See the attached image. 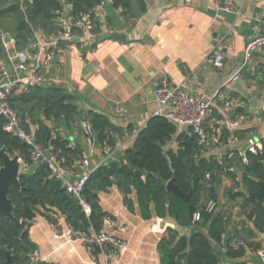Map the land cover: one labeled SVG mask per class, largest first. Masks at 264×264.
Masks as SVG:
<instances>
[{
	"label": "crops",
	"instance_id": "obj_1",
	"mask_svg": "<svg viewBox=\"0 0 264 264\" xmlns=\"http://www.w3.org/2000/svg\"><path fill=\"white\" fill-rule=\"evenodd\" d=\"M144 2L146 11L141 10L139 0H133L132 19H127L122 10L110 2L97 7L95 15L102 37L89 41V35L84 33L82 42L64 41L47 72L49 86L71 94L80 112L105 114L126 132L114 152L103 156L97 150L90 155L86 168H78V175L124 160L125 150L154 117L157 109L154 92L164 73L169 75L173 85H184L190 93L212 95L240 71V79L228 91L229 96L244 101V105L235 109L239 110L237 117L241 119L238 130L247 132L248 137L264 136V50L254 52L248 61L245 58L247 44L260 33L264 2L235 0L241 9L240 15L219 10L209 0H195L192 6L180 0ZM68 15L65 9L60 21ZM6 34L9 33L3 34V43ZM52 39L61 41V32L47 34L35 26L33 41L26 49L16 50L13 38L10 44H4L8 58L2 65L10 70L22 60L34 65L32 45ZM217 52L224 57L221 69L213 65ZM55 127L72 146H80L88 152L79 126L68 129L61 122ZM246 141L240 140L235 149H246ZM177 147L176 136L165 149ZM222 150L212 153L219 155ZM77 181L76 175L72 182ZM119 183L124 181L116 179L108 192L99 193L102 208L116 221L115 235L128 243V248L119 251L109 264H162L159 243L169 227L177 229L181 236L198 231L195 226H179L171 217L161 219L154 214L152 219L146 220L136 191L132 189L131 194H125ZM239 203L227 202L222 191L219 192L215 215L224 212L229 223L224 242L211 240V245L219 256V264H264L258 253L246 252L237 258L227 255L236 239L258 244L264 251V232H259L252 220L238 215ZM34 220L29 234L37 246L39 263L107 264L100 252L95 250L92 256L81 242L57 236L52 224L43 216L38 215ZM201 231L209 235V225Z\"/></svg>",
	"mask_w": 264,
	"mask_h": 264
},
{
	"label": "trees",
	"instance_id": "obj_2",
	"mask_svg": "<svg viewBox=\"0 0 264 264\" xmlns=\"http://www.w3.org/2000/svg\"><path fill=\"white\" fill-rule=\"evenodd\" d=\"M102 1L0 0V64L8 58L3 34L12 36L16 50H24L33 41L35 26L47 34L61 32L58 24L67 3L72 5L69 21L89 14L94 19L95 30L99 31L95 10ZM139 2L141 10L146 11L144 0ZM112 4L122 10L127 19L134 17L133 0H112ZM63 42L59 41L60 46ZM8 104L15 111L21 128L52 153L68 171L77 173L84 150L80 146H72L57 131V124L64 122L68 129L74 126L82 129V123L89 124L96 134L97 150L103 156L114 152L126 136L125 130L115 125L107 115L97 111L80 112L75 98L61 88L33 85L15 92L8 99ZM237 114L238 109L234 111V116L237 117ZM6 123L0 115V149H4L10 157L19 156L29 164L30 146L8 133ZM246 133L223 128L220 139L224 145L232 135L246 141L249 138ZM176 136L177 149L166 151V145ZM262 145L263 148L256 154L244 149L247 161L240 156L238 149L232 150L234 156L231 159L228 158L229 150H224L219 157L206 153L196 135L180 132L176 125L163 117H153L138 133L133 145L125 150L123 161L101 165L89 174L81 194L91 208L89 217L79 201L68 192L64 181L53 175L48 164L40 165L31 176L22 174L20 187L10 184L8 197L18 221H33L41 215L54 224L55 215H64L67 224L93 236V233L102 231L106 217L114 219L102 208L99 193L108 192L116 179H122L125 184H119L125 194H131L132 189L136 191L140 210L146 220L156 214L161 219L173 218L179 226L198 228L190 236H181L177 229L169 227L159 243L162 264H219V256L211 240L222 242L229 219H226L224 212L215 215V211L208 210V205L218 201L220 191L227 202L240 201L238 215L252 220L255 228L264 232V197H249V194L259 191V181H264V140ZM3 165L0 156V168ZM170 181L184 194L191 195V204L195 208L193 216L189 204L167 189ZM197 213L199 220L195 219ZM208 225L209 235H205L201 229ZM29 231L30 228L24 224L15 223L0 213V264L7 261L3 250L11 254L12 264H32V255L37 246L30 239ZM246 242L260 248L258 244ZM246 252L244 248L229 247L227 255L237 258Z\"/></svg>",
	"mask_w": 264,
	"mask_h": 264
},
{
	"label": "built area",
	"instance_id": "obj_3",
	"mask_svg": "<svg viewBox=\"0 0 264 264\" xmlns=\"http://www.w3.org/2000/svg\"><path fill=\"white\" fill-rule=\"evenodd\" d=\"M180 1H183L187 6H192L195 2V0ZM209 1L219 10L236 15L241 14V9L235 0ZM250 1L264 2V0ZM106 2L112 3V0H103L100 6ZM65 9L70 13L72 5L67 3ZM58 26L61 29L62 40L66 42H82L84 33L89 35V41H96L102 37V32L95 30L94 19L89 14L76 21H69L67 16L60 21ZM74 28H77V30H74ZM32 46L35 54L34 65L30 66L26 60H22L13 70H10L2 63L0 64V115L7 121L5 130L16 135L30 146V163L27 164L22 158L19 159L22 172L30 169L33 165L48 164L53 175L64 181L68 192L79 201V204L89 217L91 208L81 194L90 173L78 175L73 170H65L61 162L52 153L36 143L34 137L21 128L15 111L8 104V99L15 92L26 90L33 85H49L47 72L53 65L56 53L61 49L59 41L52 39L43 43L33 44ZM260 49L264 50V19L261 21L260 33L250 40L245 48L246 60L248 61L254 52ZM213 65L218 69L223 68L224 57L221 53H215ZM240 77V71L236 72L224 83L220 90L209 95L203 92L190 93L185 89L184 85H173L170 82L169 75L164 73L160 85L154 92V99L157 103L154 117H163L176 125L179 131L191 132L196 135L199 139V145L208 154L221 149H223L222 152L229 150L228 158L231 159L234 156L232 150H236L235 147L240 143V139L232 135L228 138L226 145H224L220 135L223 128L235 132L241 126V119L234 116V111L236 107L244 105V101L240 97L228 95V91L231 90L233 84ZM82 131L88 146V152H84L81 162L78 163V168H86L89 165L90 155L97 152V138L91 126L87 123H82ZM263 140L264 136L261 138L249 137L246 141V150L256 154L263 148ZM222 152L218 155L219 157H221ZM239 152L240 156L244 157V161H247L244 150H239ZM76 175L78 176V181L74 184L72 178ZM216 208L217 202L209 203V211H215ZM54 217L56 223L52 224V228L57 236L81 242L92 256H94L95 246H98L107 264L114 259L119 251H125L128 248V243L115 235L117 224L111 217L104 219L102 231L98 234L93 233V236L67 224L64 215H55ZM195 219H200L198 213L195 214ZM91 231L93 232V230ZM224 240L225 235L222 237V242ZM233 247L235 249L244 248L249 253H258L264 260V251L254 245H249L244 239H236ZM39 261L37 252H34L32 264H37Z\"/></svg>",
	"mask_w": 264,
	"mask_h": 264
},
{
	"label": "water",
	"instance_id": "obj_4",
	"mask_svg": "<svg viewBox=\"0 0 264 264\" xmlns=\"http://www.w3.org/2000/svg\"><path fill=\"white\" fill-rule=\"evenodd\" d=\"M69 12L67 11V15ZM12 42V38L10 34H6L4 37V44L8 45ZM0 156L3 159L4 165L0 168V213L5 214L9 219H11L15 223L24 224L27 228H30L35 220L33 221H27L22 220L18 221L14 215H13V209L14 206L12 202L10 201L8 197V191L10 184H14L17 187H20V176L22 174H26L28 176H31L35 173V171L38 169L39 166L33 165L30 169L22 172L21 169V163L19 161L20 157H10L4 149H0ZM199 163V161H198ZM213 178V177H211ZM260 189L258 192L249 194V197L255 198V199H261L264 197V181H259ZM167 189L172 192L177 197L182 198L185 200L191 210V215H194L195 208L191 204V195L184 194L175 184L173 181H170L167 184ZM99 193V192H97ZM95 250L97 252H100V249L98 246H95ZM3 252L7 256V261L3 264H12V258L11 254L8 253L6 250H3Z\"/></svg>",
	"mask_w": 264,
	"mask_h": 264
}]
</instances>
